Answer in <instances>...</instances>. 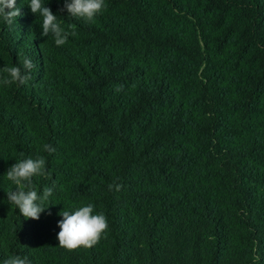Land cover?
<instances>
[{"label": "trees", "instance_id": "16d2710c", "mask_svg": "<svg viewBox=\"0 0 264 264\" xmlns=\"http://www.w3.org/2000/svg\"><path fill=\"white\" fill-rule=\"evenodd\" d=\"M28 2L0 21V68L37 65L0 84V264H264V0H105L91 23L43 0L63 46ZM37 156L56 187L25 220L4 176ZM87 204L106 232L60 247L59 213Z\"/></svg>", "mask_w": 264, "mask_h": 264}, {"label": "clouds", "instance_id": "9594fccd", "mask_svg": "<svg viewBox=\"0 0 264 264\" xmlns=\"http://www.w3.org/2000/svg\"><path fill=\"white\" fill-rule=\"evenodd\" d=\"M27 6L34 16L42 19L41 36L48 37L51 34L56 46H63L70 36L76 35L71 28L65 29L61 26L62 22L58 20V16L53 14L51 8L45 6L43 0H29ZM104 9L105 0H63L61 11L66 10L68 17L91 23ZM19 16H21V10L16 7V0H0V21L11 26ZM20 65L0 68V73L3 74L0 75V84L4 86L14 83L27 84L32 79L31 73L37 65L28 57H24ZM116 91H122V86ZM43 151L51 155L56 149L51 144H45ZM37 176L51 177V173L46 169V159L43 156L16 161L4 176L15 186L13 190L6 193L7 201L19 210L25 220H39L41 213L50 207L45 205L56 187L53 183L51 186H44L42 192H38L33 182V178ZM122 187L121 184L116 183L108 186L109 191L114 189L117 192ZM93 212L94 206L87 204L72 212L63 210L59 213L62 219L57 225L60 231L56 238L60 247L72 251L81 247L91 248L99 242L108 228V223L103 213L93 214ZM48 214L51 215V212ZM3 264H30V261L27 256L15 255L9 256Z\"/></svg>", "mask_w": 264, "mask_h": 264}]
</instances>
